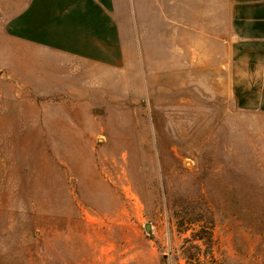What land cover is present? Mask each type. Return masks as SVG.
<instances>
[{"label":"rangeland","instance_id":"1","mask_svg":"<svg viewBox=\"0 0 264 264\" xmlns=\"http://www.w3.org/2000/svg\"><path fill=\"white\" fill-rule=\"evenodd\" d=\"M159 15L152 45L165 48ZM126 32L133 40L132 23ZM132 63L111 79L137 80ZM155 72L147 64L139 79ZM7 81L0 264H264V109L236 104L228 86L183 103L145 84L127 95L122 126L114 99L71 108Z\"/></svg>","mask_w":264,"mask_h":264},{"label":"crops","instance_id":"2","mask_svg":"<svg viewBox=\"0 0 264 264\" xmlns=\"http://www.w3.org/2000/svg\"><path fill=\"white\" fill-rule=\"evenodd\" d=\"M185 1L0 0V80H13L5 83L8 92L64 94L71 108L74 101L93 109L114 99L122 126L127 95L140 98L145 84L183 103L191 91L215 99L228 86L236 104L263 110L264 0ZM158 15L166 21L165 48L152 45ZM127 61L137 80L111 79L110 70L125 71ZM147 64L156 78L140 80Z\"/></svg>","mask_w":264,"mask_h":264},{"label":"bare ground","instance_id":"3","mask_svg":"<svg viewBox=\"0 0 264 264\" xmlns=\"http://www.w3.org/2000/svg\"><path fill=\"white\" fill-rule=\"evenodd\" d=\"M230 14V13H229ZM232 18H233V16H232Z\"/></svg>","mask_w":264,"mask_h":264}]
</instances>
